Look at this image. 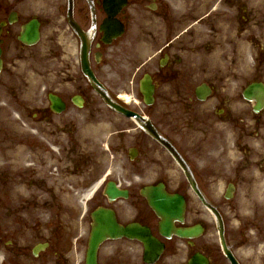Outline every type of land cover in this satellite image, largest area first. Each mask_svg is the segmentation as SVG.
Listing matches in <instances>:
<instances>
[{
  "label": "flooded vegetation",
  "instance_id": "flooded-vegetation-1",
  "mask_svg": "<svg viewBox=\"0 0 264 264\" xmlns=\"http://www.w3.org/2000/svg\"><path fill=\"white\" fill-rule=\"evenodd\" d=\"M105 4L0 0V264H264V0Z\"/></svg>",
  "mask_w": 264,
  "mask_h": 264
},
{
  "label": "water",
  "instance_id": "water-1",
  "mask_svg": "<svg viewBox=\"0 0 264 264\" xmlns=\"http://www.w3.org/2000/svg\"><path fill=\"white\" fill-rule=\"evenodd\" d=\"M254 88L253 87L249 88L248 92H250ZM248 92H246V95L248 94ZM161 197L158 200H154L153 198L149 197L148 200L152 209L157 213L159 217L162 218L164 222L163 228L167 232L169 231V225H170L168 219L172 216L180 217L182 215L184 209V201L182 198L178 196L164 197V198ZM161 199L163 200L164 204L163 206H158L159 201ZM107 213L102 214L101 217L98 214V212L97 213L95 212L93 214L95 226L93 227V230L91 232L89 248L86 256L87 264H96L95 261H96L97 249L99 245L106 240V238L108 237L114 238V237H122V236L130 237L128 235L130 234V229L129 228L122 229L120 227L115 226L113 214L110 212ZM106 220H108V222H106ZM177 234L180 237H186L187 235V233L184 231H177Z\"/></svg>",
  "mask_w": 264,
  "mask_h": 264
},
{
  "label": "rangeland",
  "instance_id": "rangeland-1",
  "mask_svg": "<svg viewBox=\"0 0 264 264\" xmlns=\"http://www.w3.org/2000/svg\"><path fill=\"white\" fill-rule=\"evenodd\" d=\"M167 1V0H166ZM173 4H175L177 7H181V8H183V7H185V0H170ZM251 67V66H250ZM247 68H249V66L247 67ZM103 254V255H102ZM101 255H102V260L104 259V258H106V256H107V254H105L104 252L102 253ZM79 257H80V253H78V259H79Z\"/></svg>",
  "mask_w": 264,
  "mask_h": 264
},
{
  "label": "bare ground",
  "instance_id": "bare-ground-1",
  "mask_svg": "<svg viewBox=\"0 0 264 264\" xmlns=\"http://www.w3.org/2000/svg\"><path fill=\"white\" fill-rule=\"evenodd\" d=\"M86 197H88V196H86Z\"/></svg>",
  "mask_w": 264,
  "mask_h": 264
}]
</instances>
